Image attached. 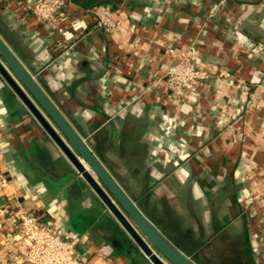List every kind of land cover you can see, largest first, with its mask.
Here are the masks:
<instances>
[{
	"label": "crops",
	"instance_id": "crops-1",
	"mask_svg": "<svg viewBox=\"0 0 264 264\" xmlns=\"http://www.w3.org/2000/svg\"><path fill=\"white\" fill-rule=\"evenodd\" d=\"M98 4L116 32L89 31ZM66 16L62 35L0 0V35L96 155L126 164L132 199L180 251L264 264V49L249 45H264V0H67ZM192 44L209 78L176 101L165 72ZM163 113L182 124L163 132ZM0 174V264H29L12 261L16 202L43 220L59 204L85 264H152L1 76Z\"/></svg>",
	"mask_w": 264,
	"mask_h": 264
},
{
	"label": "water",
	"instance_id": "water-1",
	"mask_svg": "<svg viewBox=\"0 0 264 264\" xmlns=\"http://www.w3.org/2000/svg\"><path fill=\"white\" fill-rule=\"evenodd\" d=\"M0 76L152 264H196L147 218L1 35Z\"/></svg>",
	"mask_w": 264,
	"mask_h": 264
},
{
	"label": "built area",
	"instance_id": "built-area-1",
	"mask_svg": "<svg viewBox=\"0 0 264 264\" xmlns=\"http://www.w3.org/2000/svg\"><path fill=\"white\" fill-rule=\"evenodd\" d=\"M19 3L23 11L36 21L49 25L59 34H65L62 23L68 20L67 0H19ZM89 12L93 15L89 31L98 29L112 34L121 27L115 9L109 4L95 5ZM72 26L73 29L79 27L75 24ZM249 45L251 52L256 53L259 49H264V45L260 43L257 45L249 43ZM169 51L174 50L170 48ZM201 63L202 59L196 55L193 44L179 51L177 61L170 64L165 72L169 97L179 101L182 97H188L197 91L201 84L207 81L209 74L201 68ZM112 68L121 78L122 70L117 66ZM226 75L229 77V74ZM181 124L182 121L177 120L176 117L163 113L160 129L167 133ZM174 137L178 138L176 134ZM174 164L177 166L179 162L174 161ZM8 182V177L0 174V185L3 189ZM15 205L18 206V210L14 216L15 235L12 237H18L22 250L12 257V261H25L29 264H85L76 250L77 236L68 235L63 227L59 226L63 220V216L59 213V204L54 205L57 208L58 218L51 215L47 220H43L40 215L32 211L22 210L18 202Z\"/></svg>",
	"mask_w": 264,
	"mask_h": 264
},
{
	"label": "rangeland",
	"instance_id": "rangeland-1",
	"mask_svg": "<svg viewBox=\"0 0 264 264\" xmlns=\"http://www.w3.org/2000/svg\"><path fill=\"white\" fill-rule=\"evenodd\" d=\"M48 120H49V118H48ZM49 121H51V120H49ZM50 123H52V125H54L52 121ZM87 140H89V139H87ZM99 140H102V138L99 137ZM101 147L103 149V147H104L103 143L101 144ZM103 152L104 151H101L98 154V156L101 158V160L103 161L105 166H107L108 170L112 173V175L116 178V180L120 183V185L126 190V192L128 193V195L131 198H132V196L137 195L138 193L136 191L139 190V187L136 186V185H132V173H130L129 168H125L124 167L126 164L123 161L117 162L116 159H118L119 157L111 154L110 152H108L107 154L103 153ZM75 171H76V169H75ZM76 175L79 177V179H82V177L79 175V173L77 171H76ZM97 180L99 181V179H97ZM140 206H141L142 210L145 212V207H144V203L143 202L140 203ZM250 242H251V240H249V243ZM258 242L259 243L262 242V236L260 237V240ZM257 248L258 247H254L253 246L251 248L253 250L252 252L253 253H254V251L258 252ZM224 255L229 256L230 254L224 253ZM217 259L218 258H216V260ZM219 260L222 261V264H236V262H237V260H239V258H237L236 261H234L232 256H230V257H220Z\"/></svg>",
	"mask_w": 264,
	"mask_h": 264
},
{
	"label": "trees",
	"instance_id": "trees-1",
	"mask_svg": "<svg viewBox=\"0 0 264 264\" xmlns=\"http://www.w3.org/2000/svg\"><path fill=\"white\" fill-rule=\"evenodd\" d=\"M31 39H32V38H31ZM253 239H254V240H258V239H260V237H259V235H258V236H254Z\"/></svg>",
	"mask_w": 264,
	"mask_h": 264
}]
</instances>
